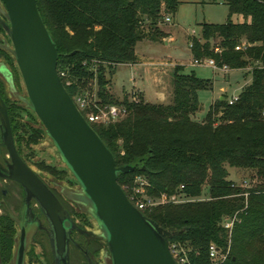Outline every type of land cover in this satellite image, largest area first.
Masks as SVG:
<instances>
[{
  "label": "trees",
  "instance_id": "1",
  "mask_svg": "<svg viewBox=\"0 0 264 264\" xmlns=\"http://www.w3.org/2000/svg\"><path fill=\"white\" fill-rule=\"evenodd\" d=\"M221 1L229 18L224 23L201 24L200 37L191 39L192 57H214L217 64L232 69L264 61V0ZM178 4L179 0H36L56 46L57 72L73 102L96 86L92 101L126 107L127 113L118 120L88 123L112 153L116 166L136 165L133 171L117 174L127 198L141 177L145 181L141 194L153 199L176 194L185 199L139 210L170 232L169 243L185 247L186 264H264V68L249 72L250 81L231 104L226 95L216 99L201 121L193 118L200 108L197 91L211 88L212 82L193 71L184 72L182 65L174 67L169 103H151L133 95L134 99L125 95L118 100L108 90L105 73L117 64L136 62L137 41L162 40L166 34L159 24L176 12ZM2 11L4 6L0 19L7 22ZM235 14L243 21H231ZM0 36V95L17 153L48 175L63 179L64 170L31 160L32 146L47 133L26 92L18 89L11 41L1 23ZM242 38L257 44L245 51L234 50ZM214 45L222 51L213 52ZM2 70L9 72L11 82ZM21 111H26L25 120ZM80 113L86 119L85 112ZM0 146L5 154L1 138ZM226 165L255 169L261 181L249 187L236 185L227 178ZM205 185L208 196L200 200ZM74 214L81 226H89L83 212ZM233 217L231 228H225L224 220ZM98 239V245L107 249L105 240ZM210 243L226 253L224 259H210ZM10 251V245L4 247L0 260L8 259Z\"/></svg>",
  "mask_w": 264,
  "mask_h": 264
},
{
  "label": "water",
  "instance_id": "2",
  "mask_svg": "<svg viewBox=\"0 0 264 264\" xmlns=\"http://www.w3.org/2000/svg\"><path fill=\"white\" fill-rule=\"evenodd\" d=\"M2 3L7 22L0 19V23L11 41L29 105L89 200L92 212H87L104 231L110 264H176L169 250L170 232L137 209L117 182L119 172L133 171L136 165L116 166L112 153L66 91L56 68V46L40 17L36 0ZM5 71L2 73L11 82L9 72ZM0 126L1 144L9 156L4 176L23 187L25 204L31 198L38 202L48 222L54 264H67L71 217L17 153L1 95ZM24 250L22 229L14 264H24Z\"/></svg>",
  "mask_w": 264,
  "mask_h": 264
},
{
  "label": "rangeland",
  "instance_id": "3",
  "mask_svg": "<svg viewBox=\"0 0 264 264\" xmlns=\"http://www.w3.org/2000/svg\"><path fill=\"white\" fill-rule=\"evenodd\" d=\"M0 8H3L1 1ZM228 18V8L221 0H179L176 12L173 15H167L163 22L159 24V28L166 34L165 39L159 41L142 39L137 41L134 46L137 63L117 64L111 73L108 71L105 73L109 92L118 100H122L125 95L131 99L133 95L135 98L142 96L145 101L151 103H169L171 101L174 67L182 65L184 72L193 71L197 77L210 79L212 82L211 88L197 91L200 108L193 115V118L196 121H201L212 102L223 95L230 98L232 95L238 94L251 78L248 69H234L228 73H222L207 66L191 64L193 57L189 42L193 37H200L201 24L204 22L224 23ZM230 19L233 22H241L244 18L235 14L230 16ZM1 62L3 61L0 58ZM18 74V89L21 93H25L19 70ZM5 90L7 91V84ZM92 94L93 96L96 95V86L92 87ZM21 112L25 120L27 118L26 111ZM32 150L34 155H32L31 160L36 162L42 160L65 171L64 178L60 182H53V186L61 192L74 211L83 212L89 226L91 225L90 229L104 239V231H101L95 218L87 212H92L89 200L81 191L70 170L61 160L51 139L45 135L32 146ZM0 151L2 153V149ZM27 151L29 150L24 149V153H28ZM225 167L228 171L227 178L236 185L249 187L261 181L255 169L229 165ZM38 172L43 173L50 179V175L42 170ZM207 196V186L205 185L199 199H207ZM182 201H185V199ZM103 264H110L108 254L105 255Z\"/></svg>",
  "mask_w": 264,
  "mask_h": 264
},
{
  "label": "flooded vegetation",
  "instance_id": "4",
  "mask_svg": "<svg viewBox=\"0 0 264 264\" xmlns=\"http://www.w3.org/2000/svg\"><path fill=\"white\" fill-rule=\"evenodd\" d=\"M23 161L47 185L71 217L73 227L70 230L67 264H103L108 252L104 246L98 245L101 241L98 239L99 234L90 229L91 225L84 227L80 225L74 210L61 192L53 186V182H60L61 179L52 176L49 179L38 172L41 170L34 163ZM8 163V153L2 154L0 151V173L3 174H0V253L7 245L11 248L10 257L4 261L0 260V264H14V255L21 240L22 229L25 240L24 264H54L48 222L38 202L31 198L25 204L23 187L17 181L4 176Z\"/></svg>",
  "mask_w": 264,
  "mask_h": 264
},
{
  "label": "built area",
  "instance_id": "5",
  "mask_svg": "<svg viewBox=\"0 0 264 264\" xmlns=\"http://www.w3.org/2000/svg\"><path fill=\"white\" fill-rule=\"evenodd\" d=\"M191 42H189V46H191ZM257 43H251L247 41L246 39L242 38L238 43L235 44L234 50L237 51H245L251 46L256 45ZM222 51V47L219 45L213 46V52L220 53ZM192 65H199V66H207L210 67L214 71H219L222 73H228L230 70H234L230 68L226 64H217L214 57H199L194 58L191 61ZM254 68H264V61L260 60H254L252 64L247 65L243 68H235L236 70H243L248 69L249 72H251ZM238 94L232 95L230 98H227V102L231 104L238 98ZM93 94L90 90H85L83 93L78 94L75 99V105L78 108V110H83L86 115V121L87 122H94V123H102L107 124L109 122L118 120L122 118L126 113V107L124 105L120 104H105V105H99L94 100L92 101L91 97ZM134 99V98H132ZM262 116L264 117V110L262 111ZM136 180L139 182V185L134 188V194L130 197V202L137 208V209H143L147 207L154 206L159 203H166V202H181L183 199H180L176 194L166 196L165 194H162L156 199H153L151 197L145 196L141 193H143L142 186L145 184V181L141 177H137ZM140 193L141 195H137ZM234 217L229 220H224L223 226L227 229H230ZM169 250L171 252V255L173 259L175 260L176 264H186L188 263V256H187V250L183 245H181L179 242H171L169 243ZM209 251V257L213 261L224 259L226 256V253L220 252L219 248L214 244L210 243L208 247Z\"/></svg>",
  "mask_w": 264,
  "mask_h": 264
},
{
  "label": "crops",
  "instance_id": "6",
  "mask_svg": "<svg viewBox=\"0 0 264 264\" xmlns=\"http://www.w3.org/2000/svg\"><path fill=\"white\" fill-rule=\"evenodd\" d=\"M165 39V38H164ZM167 41V40H166ZM134 63H137V60H136V62H134ZM134 63H130V64H134ZM171 98H172V90H171ZM222 98V97H221ZM213 103V102H212Z\"/></svg>",
  "mask_w": 264,
  "mask_h": 264
}]
</instances>
